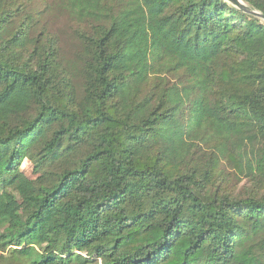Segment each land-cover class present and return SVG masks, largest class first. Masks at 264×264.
Listing matches in <instances>:
<instances>
[{"label": "trees", "instance_id": "obj_1", "mask_svg": "<svg viewBox=\"0 0 264 264\" xmlns=\"http://www.w3.org/2000/svg\"><path fill=\"white\" fill-rule=\"evenodd\" d=\"M29 4L0 0V264H264V21L53 0L70 60Z\"/></svg>", "mask_w": 264, "mask_h": 264}, {"label": "rangeland", "instance_id": "obj_2", "mask_svg": "<svg viewBox=\"0 0 264 264\" xmlns=\"http://www.w3.org/2000/svg\"><path fill=\"white\" fill-rule=\"evenodd\" d=\"M28 9L38 10L41 12L39 18V24L44 25L51 31L54 32L60 42L61 52L65 54L70 60L74 58L75 52L79 49L78 41L75 39L73 34L74 24L69 19L58 12V8L55 7L49 10V4L53 0H30ZM21 168L25 175L29 178H35V174L31 173V165L29 162L24 161ZM227 171V169H226ZM231 173V172H229ZM229 183L227 188L232 191L235 195L244 194L245 190L248 189L249 184L246 178H240L239 176H229Z\"/></svg>", "mask_w": 264, "mask_h": 264}, {"label": "water", "instance_id": "obj_3", "mask_svg": "<svg viewBox=\"0 0 264 264\" xmlns=\"http://www.w3.org/2000/svg\"><path fill=\"white\" fill-rule=\"evenodd\" d=\"M226 1L229 2L230 4L236 6V7L241 8L242 10L246 11L247 13L253 14V15L261 18L264 21V15L261 12L250 8L242 0H226Z\"/></svg>", "mask_w": 264, "mask_h": 264}]
</instances>
